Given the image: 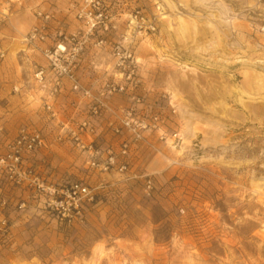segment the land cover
<instances>
[{
    "label": "rangeland",
    "instance_id": "1",
    "mask_svg": "<svg viewBox=\"0 0 264 264\" xmlns=\"http://www.w3.org/2000/svg\"><path fill=\"white\" fill-rule=\"evenodd\" d=\"M0 47V264H264V0H0Z\"/></svg>",
    "mask_w": 264,
    "mask_h": 264
},
{
    "label": "built area",
    "instance_id": "2",
    "mask_svg": "<svg viewBox=\"0 0 264 264\" xmlns=\"http://www.w3.org/2000/svg\"><path fill=\"white\" fill-rule=\"evenodd\" d=\"M38 17H42L41 14L37 15ZM50 16L44 15L43 18L45 20H48ZM43 29V28H42ZM42 29L41 28H34L32 32L29 35V42H32L36 39L39 40H44V36L42 34ZM79 50V48H78ZM77 49H74L75 52L78 51ZM45 56L48 59L50 67L53 69V71L56 72L57 77L54 80V86L52 90V94L58 92L60 89V77H65L69 80L74 79V75L72 74L70 70V66L72 64L73 58L75 54L70 55V52L68 48L63 44H57L52 50H48L45 52ZM4 58V51L0 47V59ZM35 78L38 82L43 81V71L40 70L36 75ZM47 110L50 109L49 106L46 107ZM128 125V123H126ZM145 126H142L144 128ZM44 146V140L41 138L39 134H27L22 132L17 139L15 140L14 144L12 145V155L8 157L9 159L13 160L14 162L19 161V155L20 152L24 151L26 153H32L41 147ZM124 154L125 151H122ZM5 160L3 158L0 159V164H3ZM114 165L113 158L110 156L108 160L102 165V169L104 171H107L109 168H111ZM92 166H95L94 163H92ZM123 168L120 169L122 171ZM71 194L73 196L75 195H86V189L81 188L79 186H74L72 188Z\"/></svg>",
    "mask_w": 264,
    "mask_h": 264
}]
</instances>
